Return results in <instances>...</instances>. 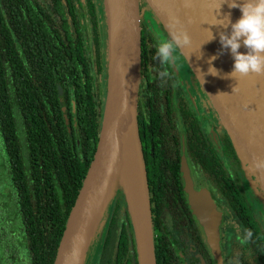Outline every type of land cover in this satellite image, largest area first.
I'll list each match as a JSON object with an SVG mask.
<instances>
[{
    "label": "trees",
    "instance_id": "1",
    "mask_svg": "<svg viewBox=\"0 0 264 264\" xmlns=\"http://www.w3.org/2000/svg\"><path fill=\"white\" fill-rule=\"evenodd\" d=\"M90 3L91 0H0V199L8 198L9 192L13 197V201L4 203V209L0 208V239L8 243L9 228L24 224L22 235L30 237L33 253L44 264L54 262L67 217L98 142L105 98L95 86L93 63L99 65L104 56H100L94 7ZM87 14L92 17L91 27L86 25ZM104 23L101 47L106 52ZM143 33L145 51L154 52L150 33ZM86 40L96 47V51L91 48V59ZM57 85L64 92L65 117ZM227 145L235 150L233 144ZM147 168L152 221V212L158 214L162 206L174 205L176 189L181 193V187L171 164L161 168L149 163ZM220 188L226 203L239 215L246 214V199L238 185L219 178ZM122 203V195L117 194L111 228L97 264H137L135 246L132 243V253L128 246L127 211L119 233L112 228ZM247 217L256 248L263 247L257 225ZM176 228L184 241L193 236V229L183 220ZM179 247L185 254L190 246ZM256 253L264 255V250Z\"/></svg>",
    "mask_w": 264,
    "mask_h": 264
},
{
    "label": "water",
    "instance_id": "2",
    "mask_svg": "<svg viewBox=\"0 0 264 264\" xmlns=\"http://www.w3.org/2000/svg\"><path fill=\"white\" fill-rule=\"evenodd\" d=\"M144 2L169 38L170 28L187 30L191 45L178 51L208 95L236 151L249 163L264 187V169L255 167L258 161H264V75L251 74L240 79L228 75L233 69L234 59L229 49L222 48L219 33L223 31L230 34L231 27L229 25L225 29L213 25L226 23L227 17L224 16L229 14L231 22H236L242 16L240 8H230L229 3L232 0ZM235 2L240 4L243 0ZM104 10L107 28L106 61L109 72L98 142L67 217L53 264H84L87 249L99 222L119 191L112 190L113 179L129 137L137 144L140 178L151 231V241H147L143 207L139 204L127 207L137 264H149L150 254L153 252L149 194L136 119L141 54L139 0H104ZM209 30L215 39L205 43L211 35ZM239 51L247 52L242 42ZM213 56L217 57L212 61V66L219 70L218 76L207 74L208 61ZM201 73L204 74L203 77ZM219 93L226 94L218 95ZM59 97L62 98L61 88ZM63 111L65 114V107ZM239 160L249 180L243 161L240 158ZM186 189L190 193L189 200L193 211L205 228L212 252L219 260L221 251L217 223L221 220V212L216 209L209 192L193 193L189 183Z\"/></svg>",
    "mask_w": 264,
    "mask_h": 264
},
{
    "label": "flooded vegetation",
    "instance_id": "3",
    "mask_svg": "<svg viewBox=\"0 0 264 264\" xmlns=\"http://www.w3.org/2000/svg\"><path fill=\"white\" fill-rule=\"evenodd\" d=\"M143 2L144 0H139L140 7ZM90 4L94 7L93 20L98 29L100 56H104L99 65L93 63L96 76L95 86L99 89L101 98L104 99L105 88L100 87L98 77L100 74L102 78L107 75L106 52L101 47L103 44L102 26L105 25V18L96 14V7L92 4V0ZM87 18L86 25L91 27L90 18L92 17L87 14ZM140 29L142 33L144 31L150 33L155 47L152 53L145 51L146 39L143 33L136 111L143 164L146 175H148L147 164L149 163L158 164L161 168L171 164L181 187V193H178L176 189L177 197L174 205L162 206L158 214L153 215L152 212L153 256L151 260L153 264H264V255L256 253V250H264V246L256 248L254 231H252V238L244 244L237 239L245 235L246 229L250 231L252 229L247 216L253 219L263 240L264 225L248 201L244 187L248 179L241 168L240 157L236 149L232 151L228 148L227 144L234 143L221 124L219 114L180 52L178 51L180 57L178 61L184 66L183 79L178 76L175 66L162 67L155 59L158 39L153 30L149 28V23L146 24L141 20ZM165 35L167 39H170L166 33ZM86 46L87 56L91 59L94 56L91 48L96 51L95 44L86 40ZM99 69H101L100 72ZM165 70L169 75L161 79L159 73ZM56 88L58 100L61 103L60 108L65 117L64 92L60 85ZM59 88L62 90L61 99ZM71 101L74 117L73 94H71ZM235 156L239 163L234 158ZM219 172L224 173L220 175ZM219 178H226L229 182L233 181L238 185L246 199V214L239 215L237 209L226 203L227 200L222 196V189H219ZM188 183L193 193L209 192L216 209L221 212V220L217 223L221 251L219 260L213 254L205 228L190 204V193L186 189ZM5 199H0L2 209L5 208L4 203L13 201L10 192L8 198ZM179 220H183L194 231L193 236L189 235L186 241L177 232L176 226ZM125 225L128 246L132 253L133 232L128 221ZM24 229L22 223L12 225L8 231L11 240L7 243L4 239H0V264H44L42 259L38 260V256L33 253L35 247L30 237L27 239L22 235ZM29 232L28 230V234ZM179 244L190 246L185 254Z\"/></svg>",
    "mask_w": 264,
    "mask_h": 264
},
{
    "label": "clouds",
    "instance_id": "4",
    "mask_svg": "<svg viewBox=\"0 0 264 264\" xmlns=\"http://www.w3.org/2000/svg\"><path fill=\"white\" fill-rule=\"evenodd\" d=\"M188 0H186V3ZM230 8L239 7L242 16L236 21L231 22L230 14L227 17L226 23L213 24L222 26L227 29L230 25L231 32L219 33V41L223 49H229L234 59L233 69L230 75L234 79L248 77L251 74L264 75V0H243V3H236L232 0L229 3ZM223 18V19H224ZM220 19V20H223ZM179 21H177V24ZM210 31V30H209ZM205 43L215 39L213 33ZM170 39L163 37L158 38L156 43V56L162 67L168 65L176 66L177 61L180 59L178 50L191 45V38L187 30L184 28H176L169 30ZM241 42L247 49L246 53H241ZM203 45V44H202ZM201 45V46H202ZM201 48V47H200ZM217 57L209 58V68L207 74L212 76L220 75L218 69L212 66V61ZM199 71V69L197 70ZM160 78L163 79L169 75L168 71H161ZM201 73V77H203ZM203 83V82H202ZM235 91V88L233 89ZM226 94V93H219ZM257 169H264V161H258L255 165ZM253 236L252 231L245 230L243 237H237L241 244L250 240Z\"/></svg>",
    "mask_w": 264,
    "mask_h": 264
},
{
    "label": "rangeland",
    "instance_id": "5",
    "mask_svg": "<svg viewBox=\"0 0 264 264\" xmlns=\"http://www.w3.org/2000/svg\"><path fill=\"white\" fill-rule=\"evenodd\" d=\"M92 4L95 5L96 7V14L98 16H102L106 18V12L104 10V0H92ZM141 11V16H140V21L143 20L144 22L149 23V28L153 30L156 38H166L165 32L163 28L159 25V23L154 19L152 13L148 9L147 5L145 2H143L142 6L140 7ZM167 39V38H166ZM109 62V61H108ZM178 76L180 79L184 78L183 72H184V66L180 61H177V64L175 66ZM101 69H99V72ZM109 72V66L107 67V75L105 78L101 76L99 78V85L102 88H105V96H106V88H107V76ZM103 74V71H102ZM106 80V81H105ZM106 84V85H105ZM104 109V106H103ZM238 153V152H237ZM238 156L240 159L243 161V165L245 166L247 172H248V183H244V187L246 188V193L248 197V201L250 202L251 206L256 212L257 217L259 218L260 221H262L264 225V189L261 183L259 182L258 178L256 177L254 171L252 170L251 166L249 163L244 159V157L240 156L238 153ZM117 194L122 195V206L119 208L117 215H116V223L112 227L115 229L116 234L119 233L120 227H121V222L125 220V211H127V207L123 198V194L121 192V189L117 192ZM116 194V195H117ZM116 196L112 199L109 207L107 208L105 215L101 222H99V225L96 229L95 235L93 239L91 240L89 247L86 252V257H85V262L84 264H97L98 258L100 251L103 247L104 244V239L107 234V230L111 228L110 226V219L113 214V205L115 201ZM130 230V229H129ZM154 240V238H153ZM153 244V241H152ZM150 258L152 259V255L150 254Z\"/></svg>",
    "mask_w": 264,
    "mask_h": 264
},
{
    "label": "bare ground",
    "instance_id": "6",
    "mask_svg": "<svg viewBox=\"0 0 264 264\" xmlns=\"http://www.w3.org/2000/svg\"><path fill=\"white\" fill-rule=\"evenodd\" d=\"M120 189L123 194L126 207L131 208L135 204H139L143 207L147 227V241H151L146 200L140 178L137 144L132 137L127 139L125 149L113 179L112 190ZM149 264H153L152 260H149Z\"/></svg>",
    "mask_w": 264,
    "mask_h": 264
}]
</instances>
